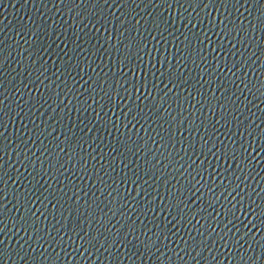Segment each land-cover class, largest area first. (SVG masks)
<instances>
[{
  "label": "water",
  "instance_id": "obj_1",
  "mask_svg": "<svg viewBox=\"0 0 264 264\" xmlns=\"http://www.w3.org/2000/svg\"><path fill=\"white\" fill-rule=\"evenodd\" d=\"M0 264H264V0H0Z\"/></svg>",
  "mask_w": 264,
  "mask_h": 264
}]
</instances>
